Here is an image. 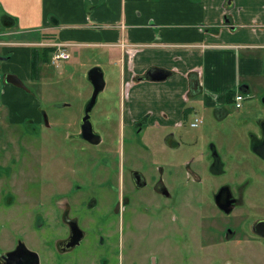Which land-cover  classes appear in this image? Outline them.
<instances>
[{"label":"rangeland","instance_id":"374dc122","mask_svg":"<svg viewBox=\"0 0 264 264\" xmlns=\"http://www.w3.org/2000/svg\"><path fill=\"white\" fill-rule=\"evenodd\" d=\"M13 30L15 29L11 31ZM11 36L18 37L14 34ZM8 38L10 37L5 39ZM18 38L28 41L44 39L38 33ZM57 38L55 35L54 39ZM41 43L30 46L38 50V71L31 80L25 79L24 74L30 65L24 68L23 62L7 63L11 51L3 53V46L0 45V252L11 248L15 239L21 237L30 248L39 253L40 264H59L51 248L56 238L55 224L53 228H30L23 221L32 222L34 209H38L34 198L31 197L39 195L40 190L53 191L61 187L58 184L61 163L71 156L68 135L78 130L84 104L92 92L86 72L90 67L98 65L103 70L105 87L92 108L91 121L102 139L100 144L94 147H89L77 138L73 140L81 147L80 158L83 155L99 156L106 152L114 166L110 185L108 182L106 185L102 184L106 205L112 216L115 215V218H112L114 224H111L112 228L107 232L110 243L106 244V251L110 258L118 260L116 264H211L214 255L219 252V245L211 238V222L200 219L199 213L195 217V212H198L195 205H191L192 217L187 219V215L178 220L184 225L179 230L173 228L170 213H166L164 219L158 220L154 216V203L162 201L163 198L153 191L150 180L162 174L177 197L183 190L198 192L203 199H208V207L216 211L209 193L219 184H237L233 182L237 179L241 181L246 175H256L264 169V164L250 152L245 133L254 129L255 116L260 113L264 116V103L260 102L264 86H259L257 91L244 98L241 108L235 107L232 100L224 103L228 114L222 120L212 108L205 107L204 95L196 94L190 98L188 104L194 109L187 113L179 129L147 126L145 123L123 125L119 100L120 62L117 60V52L95 44L74 46L69 48L70 57L55 66L50 61L51 53L44 58ZM14 66L17 68H13ZM8 73H18L26 87L31 89L32 92H28L31 96L30 102L38 112L35 122L27 120L35 115L10 108L9 102L16 106L10 101L18 97L16 92H23L4 81ZM8 89L14 90L12 95L7 92ZM247 100H250L248 107ZM11 110L17 117L19 126L10 122L8 111ZM44 117L48 119V128L40 124L41 118ZM196 117L201 121L197 126H191ZM21 127L31 134L42 130V136H23ZM171 133L177 141H181L179 146L166 141V137ZM20 140L27 142L25 146L29 152L23 154L18 151ZM210 140L217 142L223 160V172L219 175L208 171L206 151ZM227 142L230 146L226 149L224 145ZM238 147L240 150L233 159L234 149L237 150ZM12 160L15 162H11ZM80 167L83 169L80 184L98 189L100 184L97 181L101 179L102 174L100 166L96 163L91 170H86V164ZM129 168L139 169L149 180L147 187L130 192L131 196L139 199L137 205L133 202L123 203L121 199L123 184L120 172ZM193 171L201 179L199 182L194 180ZM88 173L90 177L84 178ZM87 179L95 182L88 183ZM254 186L260 189L259 184ZM126 189L129 190L128 187ZM23 190H26L27 196ZM11 194H18V197L15 196L14 200L10 201ZM48 195L47 207H42L49 209L37 210L43 217H49L46 227L57 221V208L54 201H50L55 198V193ZM179 209L183 207L180 206ZM125 213L130 214L127 220L135 225L133 231L134 227H125V231L122 230L121 217ZM186 220L190 226L188 232L184 228L187 225ZM227 220L228 218L224 217V221ZM202 225L204 226L201 229ZM172 231L175 232L174 235ZM98 257L100 259V255ZM98 262L100 263V260Z\"/></svg>","mask_w":264,"mask_h":264},{"label":"crops","instance_id":"0c3cea01","mask_svg":"<svg viewBox=\"0 0 264 264\" xmlns=\"http://www.w3.org/2000/svg\"><path fill=\"white\" fill-rule=\"evenodd\" d=\"M2 14L14 20L7 30L0 24L2 52L11 51L7 63L27 68L30 46L38 42L117 52L123 125L143 119L147 126L179 129L196 94L222 118L228 93L233 101L237 91L246 98L264 86V0H0ZM36 33L44 39L18 38ZM150 68L170 74L152 81L145 77ZM24 74L35 77L31 67ZM21 92L10 108L36 115L31 89Z\"/></svg>","mask_w":264,"mask_h":264},{"label":"flooded vegetation","instance_id":"af4514ba","mask_svg":"<svg viewBox=\"0 0 264 264\" xmlns=\"http://www.w3.org/2000/svg\"><path fill=\"white\" fill-rule=\"evenodd\" d=\"M8 117L12 124L19 126L18 124L20 123L16 120L17 117L14 116L13 111H8ZM37 117L38 115H35V117L27 118V120L35 122ZM224 118H226V116L219 119L222 120ZM40 121V124H43L45 128L49 127L46 117L41 118ZM80 121L81 118L79 119L78 130L68 135L69 139L67 142L70 144L68 148L71 149V156L61 163V172L58 176V184L61 187L53 191L40 190L39 192L42 193V195L38 192L39 195L31 197L34 198V202L38 206V209L47 211L49 208L45 207H47L48 194L51 192L55 193V198L50 199V201H54L55 208H57L55 209L57 221L50 223L46 227L49 217H43V214L38 212L36 208L32 215L34 220L32 222L31 220L23 221V223L30 228L43 227V229L53 228L52 226L55 224L56 238L52 242L51 248H53L54 256L59 264H116L118 260L110 258V254L106 251V244L110 243L107 232L112 228V218H115V215L112 216L110 209L106 205V198L102 188V184L106 182L110 185L111 177L114 175V170L112 169L114 166L109 160L106 152V155L101 154L99 156L88 157L83 155L82 158L79 157L81 147L78 142H75L73 139L77 138L89 147L98 146L100 144H91L77 136L80 132ZM263 121V114L260 113L258 116H255L254 129L245 131V133L248 139V148L250 152L264 164V129L261 124ZM142 122L143 119L139 122H135L133 125H138ZM21 130L23 136H42L43 133L41 130L37 134H31L30 132H26L24 127H21ZM94 131L97 132L95 129ZM173 135V133L168 135L166 141H170L175 146H179L181 141H177ZM26 143L27 142L23 140L18 142L19 146L17 148L19 152L21 151L23 154H25L26 151L29 152L28 147L25 146ZM237 144L239 145L240 143ZM251 144L254 150H260V152L263 153L262 157H259L252 151ZM224 146L227 149L230 144L227 142ZM239 150L240 147H238L237 150L234 149L233 159L237 157ZM206 152L208 156V171L213 175L221 174L224 165L218 144L215 140H210ZM236 161L240 162L242 160ZM11 162H15V160ZM96 163L102 170L101 179L97 181L100 187L98 189H91L86 184H80V175L83 170L80 165L86 164V170H91ZM120 173L122 174L121 181L123 184L121 195L122 202H133L134 205H137L139 199H135L134 196H131L132 194H130V192L139 191L147 187L149 180L137 168L122 170ZM193 176L195 178L194 180H197V182L201 180L194 171ZM85 177H90L89 173L84 175V178ZM140 180L145 181V183L139 184ZM150 181V186L153 191L163 198L162 201H155L154 203V216H156L158 220L164 219L166 213H170L172 214L170 216V221L173 222V228L179 230L184 225L180 224L178 220L180 221L185 216L187 217V215V219L192 217L191 205H195L197 206L196 210H198V212H195V217L198 215L197 213H199L200 219L202 218L211 222V233L213 234L211 238L216 245H219V252L214 255L211 264H264V229L259 227L260 224H264V169L256 175H246L241 181L237 179L233 182L237 184H219L214 191L209 193L211 202L213 207L215 206L216 211L208 207V199H203V196L198 192L183 190L182 194L177 197L162 174H158L157 177L151 178ZM86 182L93 184L95 181L87 179ZM255 184H259L260 189L256 188L254 186ZM127 187L129 190L126 189ZM25 191L26 190H23V193L27 196L28 194H26ZM11 195L10 201L14 200L15 196L16 198L18 197V194ZM42 205L45 207H42ZM180 206H182L183 209H179ZM175 210L177 212H175ZM186 210H188V212ZM128 217H130V214H122V230L125 231V227H134L132 229L133 231L135 225L133 226L132 222L127 220ZM224 217L228 218L226 221L227 223L224 221ZM186 222L187 225H185L184 228L188 232L190 226L187 220ZM224 223H226V225ZM204 225L201 226V229ZM172 233L174 235L175 232L172 231ZM25 248L37 252L30 248L23 238L17 237L11 248L0 252V261L4 259L3 257L7 252L17 250L18 254L15 258L16 264L17 262L25 264L24 261L27 257ZM99 255L100 259L98 257ZM99 260L100 263L98 262Z\"/></svg>","mask_w":264,"mask_h":264},{"label":"water","instance_id":"95a60500","mask_svg":"<svg viewBox=\"0 0 264 264\" xmlns=\"http://www.w3.org/2000/svg\"><path fill=\"white\" fill-rule=\"evenodd\" d=\"M231 0H227V3H230ZM0 24L4 28H9L14 25V20L10 16L6 14H2L0 16ZM170 74L169 71L161 68H150L146 74L145 77L152 81H161L167 78V76ZM86 78L90 82L92 86V92L86 103L84 104L83 111H82V117L80 121V132L77 134L78 137L86 140L87 142L91 144H98L101 142V135L98 132H95L93 129V124L91 121V111L93 106L95 105L97 101V97L99 93L104 89L105 87V80L103 75V70L100 66L94 65L90 67L86 72ZM4 81L8 84H11L13 86L19 87L23 90H27L28 88L26 85L22 82V80L15 74L8 73L5 75ZM260 102L264 103V94L260 97ZM262 127L264 129V121L261 123ZM259 157H262L264 154L260 152V150H254ZM263 154V155H262ZM139 177V176H138ZM139 179V178H138ZM145 183V181H139V184ZM222 207V206H221ZM226 209V208H225ZM259 227L261 229H264V224H260ZM262 233V232H261ZM264 234V233H263ZM27 257L25 258V264H39V255L35 251H31L27 248H25ZM18 254L17 250H12L7 252L4 255V259L0 261V264H16L15 258ZM17 264H24L21 262H17Z\"/></svg>","mask_w":264,"mask_h":264},{"label":"built area","instance_id":"2783aa9c","mask_svg":"<svg viewBox=\"0 0 264 264\" xmlns=\"http://www.w3.org/2000/svg\"><path fill=\"white\" fill-rule=\"evenodd\" d=\"M54 49L51 52L50 61L55 66H58L61 61L67 60L70 57V52L65 48L67 44L65 43H52ZM244 99V93L241 91H237L234 93L233 102L235 107L241 106V101ZM201 121L200 118L196 117L193 122H191V126H197V124Z\"/></svg>","mask_w":264,"mask_h":264},{"label":"trees","instance_id":"16d2710c","mask_svg":"<svg viewBox=\"0 0 264 264\" xmlns=\"http://www.w3.org/2000/svg\"><path fill=\"white\" fill-rule=\"evenodd\" d=\"M56 42V41H55ZM42 51L44 54V58H47V55L49 53H51L54 49L52 44H42ZM31 73L33 75H36L37 71H38V50L36 48L31 47ZM228 100L231 101L232 100V93H228L227 94ZM187 117V114L185 113L183 115V119H185Z\"/></svg>","mask_w":264,"mask_h":264}]
</instances>
